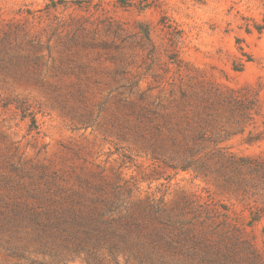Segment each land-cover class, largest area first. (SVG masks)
I'll return each mask as SVG.
<instances>
[{"label":"rangeland","instance_id":"374dc122","mask_svg":"<svg viewBox=\"0 0 264 264\" xmlns=\"http://www.w3.org/2000/svg\"><path fill=\"white\" fill-rule=\"evenodd\" d=\"M109 17L127 28L125 56L97 47L68 60L57 28ZM8 22L25 24L43 48L37 63L0 62V264H116L75 240L74 215L97 208L117 218L145 202L227 207L264 256V219L247 226L255 198L184 170L160 116L180 87L220 92L253 108L201 110L200 121L188 107L198 122L190 131L264 157V0H0V30Z\"/></svg>","mask_w":264,"mask_h":264},{"label":"trees","instance_id":"16d2710c","mask_svg":"<svg viewBox=\"0 0 264 264\" xmlns=\"http://www.w3.org/2000/svg\"><path fill=\"white\" fill-rule=\"evenodd\" d=\"M140 30L142 42L151 43L149 27L140 24ZM55 34L63 51L69 52L68 60L97 47L105 49L114 61L125 56L118 41L123 42L127 37V28L112 17L92 28L77 23L59 26ZM42 48V38L25 24L8 22L0 30L2 66L20 67L40 62L42 57L38 52ZM47 48L52 47L48 44ZM202 92L180 87L178 95L170 100L172 110L160 114L167 132L165 148L172 146L181 157L184 170L216 174L226 187L252 195L255 205L250 208L251 220L247 225L252 228L264 219V157L238 156L218 146L227 138L212 140L201 129L190 130L198 123L194 116L203 120L201 110L208 114V110L228 108L246 115L253 107L236 99L233 104L220 92ZM188 107H193V117L187 112ZM210 142L215 146L212 151H209ZM104 215L97 208L92 215L76 213L71 224L73 236L80 244H90L95 257L100 250H105L116 264H120V257H124L125 264L130 261L136 264H264V256L250 238L247 227L232 217L227 207L221 212L217 208H195L188 203L168 208L162 203L145 202L124 216L105 219ZM63 226L70 224L63 223Z\"/></svg>","mask_w":264,"mask_h":264}]
</instances>
